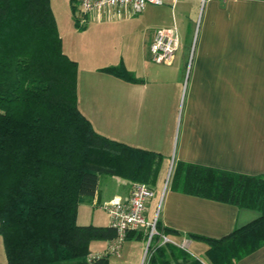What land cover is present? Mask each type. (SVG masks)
Returning a JSON list of instances; mask_svg holds the SVG:
<instances>
[{
	"label": "crops",
	"instance_id": "obj_1",
	"mask_svg": "<svg viewBox=\"0 0 264 264\" xmlns=\"http://www.w3.org/2000/svg\"><path fill=\"white\" fill-rule=\"evenodd\" d=\"M69 7L64 34L55 21L61 39L75 36L62 49L77 62L79 111L99 134L163 156L148 218L171 161L264 178V0L148 4L132 16L96 15L82 28L74 24L70 2ZM172 26L179 36L174 59L155 63L149 51L154 30ZM119 63L138 81L100 70ZM131 183L100 174L93 198L78 204L76 223L110 226L104 205L114 197L126 200ZM257 216L255 210L168 188L159 220L175 232L168 236L187 241L194 249L189 253L198 259L205 257L208 245L190 234L219 239ZM110 241L92 240L88 257L106 255L107 264L142 263L144 239H125L117 253L109 251ZM0 264H7L1 236ZM236 264H264V245Z\"/></svg>",
	"mask_w": 264,
	"mask_h": 264
},
{
	"label": "trees",
	"instance_id": "obj_2",
	"mask_svg": "<svg viewBox=\"0 0 264 264\" xmlns=\"http://www.w3.org/2000/svg\"><path fill=\"white\" fill-rule=\"evenodd\" d=\"M100 70L138 81L122 63ZM76 81L77 62L63 52L50 0H0V236L7 264H107L106 255L88 257L89 243L114 239L116 228L78 225V204L93 198L100 174L157 182L163 156L96 132L78 109ZM169 188L258 212L222 238L189 235L207 243L209 264H236L264 245L261 175L177 162ZM156 229L175 233L159 219ZM159 234L148 245V264H187L183 251L160 245ZM128 238L147 240L137 231Z\"/></svg>",
	"mask_w": 264,
	"mask_h": 264
},
{
	"label": "built area",
	"instance_id": "obj_3",
	"mask_svg": "<svg viewBox=\"0 0 264 264\" xmlns=\"http://www.w3.org/2000/svg\"><path fill=\"white\" fill-rule=\"evenodd\" d=\"M180 1L183 0H71V5L75 24L78 27H83L96 15L109 17L132 16L142 12L148 4L173 6ZM204 1L201 0L202 3ZM178 47L179 36L175 26L157 28L154 30L149 44L151 60L155 63L171 64ZM187 66H190V62ZM173 167V161H171L164 187L171 180ZM164 193L165 190H163L150 218L147 217L146 213L150 201L155 198V190L147 184L132 182L126 200L114 197L105 203L104 207L111 217V226L116 228L117 231L116 237L110 241V252L117 253L119 251L127 232H143L147 236V244L145 245L141 264L144 263L151 238L159 234L156 229V222L159 219ZM159 236L160 245L172 243L186 251L188 250L189 244L185 240L176 242L168 235L159 234ZM95 256L99 255H91L89 258ZM202 264L206 263L202 262Z\"/></svg>",
	"mask_w": 264,
	"mask_h": 264
},
{
	"label": "rangeland",
	"instance_id": "obj_4",
	"mask_svg": "<svg viewBox=\"0 0 264 264\" xmlns=\"http://www.w3.org/2000/svg\"><path fill=\"white\" fill-rule=\"evenodd\" d=\"M50 5H51L52 11L54 13L55 19H57V21L59 23L60 31H61V33L64 34L65 31H67L65 22H68V20H69V17H68L69 16V12H70L69 1L68 0H50ZM74 24H75V22H74ZM195 36H196V32L192 36L193 39H194ZM74 37L75 36H71L69 34H66L65 37L63 36V39H61V42L64 45L65 49H67L66 48V46H67L66 43H73ZM70 39H71L72 42H69ZM194 44H195L194 41L190 44V48H189V52H188L189 53V60H188L187 65L189 64V62H190V65H191V61L190 60H192V56H193V53H194V50H195L194 49ZM80 46L82 47V43H80ZM174 165H175V163L173 162V166ZM169 166H170V164H168L166 170H164V173L161 176V180H160V183H159V186H158L159 198L161 197L163 190H165V192H166V190L169 188V185H170V181H169L166 184V187H164L165 182H166V178H167V174H168V170H169ZM173 170H174V167H173ZM173 170H172V174H173ZM171 177H172V175H171ZM164 194H163V196H164ZM146 244H147V242H146ZM176 248H178V247H176ZM178 249L183 251V253L188 256V263L187 264H192L194 260H198L199 262L204 261L206 264H209L205 257L202 256L201 258L198 257V259H197L193 255H191L189 253V251L192 252V250L194 251V249L190 245L188 246L187 252H186L185 249H180V248H178ZM150 255H151V253L148 252L143 264H148L149 263ZM178 263L179 262H174L172 264H178Z\"/></svg>",
	"mask_w": 264,
	"mask_h": 264
}]
</instances>
